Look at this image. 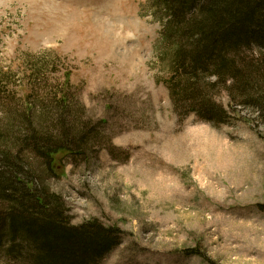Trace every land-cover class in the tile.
<instances>
[{
    "label": "rangeland",
    "instance_id": "obj_1",
    "mask_svg": "<svg viewBox=\"0 0 264 264\" xmlns=\"http://www.w3.org/2000/svg\"><path fill=\"white\" fill-rule=\"evenodd\" d=\"M155 1L0 0V124L21 125L11 109L29 101L53 111L67 91L76 127L96 132L85 154L57 153L49 168L25 151L20 176L61 195L74 224L122 229L95 264H264L263 119L219 88L226 122L182 116L169 88L170 20ZM33 69L42 76L29 78ZM7 246L0 264H17Z\"/></svg>",
    "mask_w": 264,
    "mask_h": 264
},
{
    "label": "trees",
    "instance_id": "obj_2",
    "mask_svg": "<svg viewBox=\"0 0 264 264\" xmlns=\"http://www.w3.org/2000/svg\"><path fill=\"white\" fill-rule=\"evenodd\" d=\"M155 2L160 16L170 20L164 31L175 43L169 88L182 116L194 112L205 121L226 122L228 111L213 99L219 88L229 91L230 102L254 108L264 122V0ZM254 47L261 52L244 53ZM27 76L40 78L41 69ZM209 76L217 81H208ZM45 101H24L22 110L11 109L23 119L21 125L12 119L0 124V247L7 244L3 256L17 264H95L121 242L122 229L98 220L74 224L61 195L45 184L30 187L20 176L25 151L49 168L57 153L85 154L96 134L87 124L76 127L82 116L70 108L67 91L53 111ZM47 122L55 133L45 131Z\"/></svg>",
    "mask_w": 264,
    "mask_h": 264
}]
</instances>
